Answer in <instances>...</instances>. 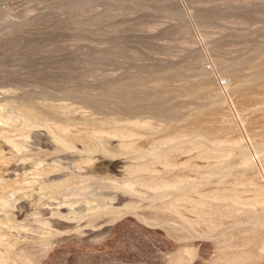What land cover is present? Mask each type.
Instances as JSON below:
<instances>
[{
  "label": "rangeland",
  "instance_id": "rangeland-1",
  "mask_svg": "<svg viewBox=\"0 0 264 264\" xmlns=\"http://www.w3.org/2000/svg\"><path fill=\"white\" fill-rule=\"evenodd\" d=\"M0 197L3 264H264V0H0Z\"/></svg>",
  "mask_w": 264,
  "mask_h": 264
},
{
  "label": "bare ground",
  "instance_id": "bare-ground-1",
  "mask_svg": "<svg viewBox=\"0 0 264 264\" xmlns=\"http://www.w3.org/2000/svg\"><path fill=\"white\" fill-rule=\"evenodd\" d=\"M253 76H254V75H253ZM171 110H172V109H171ZM161 112H162V111H161ZM33 118H34V117H33ZM211 120H212V119H211ZM203 127H204V126H203ZM62 141H64V140H62ZM178 181H179V180H178ZM0 199H1V197H0ZM3 199H4V198H3ZM3 199H2V200H3ZM2 200H1V201H2ZM3 201H5V200H3ZM0 264H3V263L0 261Z\"/></svg>",
  "mask_w": 264,
  "mask_h": 264
}]
</instances>
